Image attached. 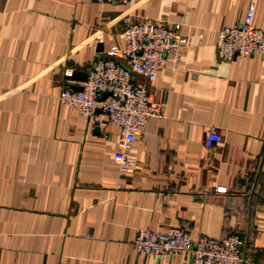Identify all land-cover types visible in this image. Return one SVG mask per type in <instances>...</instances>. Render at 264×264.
Listing matches in <instances>:
<instances>
[{
    "label": "crops",
    "instance_id": "1",
    "mask_svg": "<svg viewBox=\"0 0 264 264\" xmlns=\"http://www.w3.org/2000/svg\"><path fill=\"white\" fill-rule=\"evenodd\" d=\"M250 6L264 29V0H0V264H194L189 251L132 248L137 230L170 227L193 240L238 233L264 264V53L215 50ZM123 16L177 22L187 39L147 84L161 113L132 143V172L114 160L111 122L97 128L58 100L123 47ZM209 129L221 141L206 148Z\"/></svg>",
    "mask_w": 264,
    "mask_h": 264
},
{
    "label": "built area",
    "instance_id": "2",
    "mask_svg": "<svg viewBox=\"0 0 264 264\" xmlns=\"http://www.w3.org/2000/svg\"><path fill=\"white\" fill-rule=\"evenodd\" d=\"M95 1L126 4L130 0ZM252 19L253 6H250L243 22L218 30L215 50L220 59L264 53V29L255 26ZM121 22L123 47L111 45L105 50V57L94 61L80 84L82 89L74 91L66 86L58 100L100 129L111 122L118 129L114 160L121 172H132L138 168L137 161L129 156L132 143L143 132L147 120L161 113V106L151 99L147 84L155 79L168 59L178 61L181 58L187 39L177 22L149 18L134 20L130 16H123ZM64 74L70 77L72 71L65 70ZM136 76L145 82L137 81ZM104 138L109 137L104 134ZM220 141L221 135L213 129H209L203 138L206 148ZM244 245L245 240L238 233L222 240L205 236L193 240L186 230L177 227L140 229L131 240L136 252L153 259L189 251L194 264H255L251 257L243 254Z\"/></svg>",
    "mask_w": 264,
    "mask_h": 264
},
{
    "label": "water",
    "instance_id": "3",
    "mask_svg": "<svg viewBox=\"0 0 264 264\" xmlns=\"http://www.w3.org/2000/svg\"><path fill=\"white\" fill-rule=\"evenodd\" d=\"M77 79H78L79 81H84V80L86 79V75L83 74V75H81V76H78ZM70 88H71L72 90H74V91H78V90H81V89H82V87L79 86V85H71ZM97 128H98V127H97Z\"/></svg>",
    "mask_w": 264,
    "mask_h": 264
},
{
    "label": "trees",
    "instance_id": "4",
    "mask_svg": "<svg viewBox=\"0 0 264 264\" xmlns=\"http://www.w3.org/2000/svg\"><path fill=\"white\" fill-rule=\"evenodd\" d=\"M242 236V235H241ZM243 237V236H242ZM244 238V237H243Z\"/></svg>",
    "mask_w": 264,
    "mask_h": 264
}]
</instances>
